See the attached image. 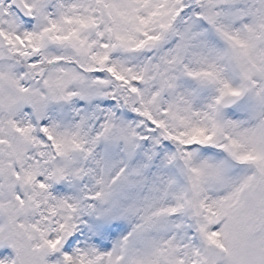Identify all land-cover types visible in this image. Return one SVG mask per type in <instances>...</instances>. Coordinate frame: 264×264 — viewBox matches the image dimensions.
I'll use <instances>...</instances> for the list:
<instances>
[{
    "label": "snow or ice",
    "instance_id": "1",
    "mask_svg": "<svg viewBox=\"0 0 264 264\" xmlns=\"http://www.w3.org/2000/svg\"><path fill=\"white\" fill-rule=\"evenodd\" d=\"M0 264H264V0H0Z\"/></svg>",
    "mask_w": 264,
    "mask_h": 264
}]
</instances>
